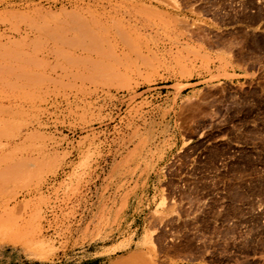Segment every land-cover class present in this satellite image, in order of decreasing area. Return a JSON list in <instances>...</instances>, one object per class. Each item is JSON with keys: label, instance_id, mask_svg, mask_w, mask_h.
<instances>
[{"label": "rangeland", "instance_id": "rangeland-1", "mask_svg": "<svg viewBox=\"0 0 264 264\" xmlns=\"http://www.w3.org/2000/svg\"><path fill=\"white\" fill-rule=\"evenodd\" d=\"M0 264H264V0H0Z\"/></svg>", "mask_w": 264, "mask_h": 264}]
</instances>
